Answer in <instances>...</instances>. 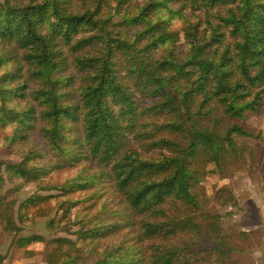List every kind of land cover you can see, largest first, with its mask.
<instances>
[{
    "label": "trees",
    "instance_id": "1",
    "mask_svg": "<svg viewBox=\"0 0 264 264\" xmlns=\"http://www.w3.org/2000/svg\"><path fill=\"white\" fill-rule=\"evenodd\" d=\"M263 105L264 0H0V149L19 158L10 188L0 175V264L33 257L44 237L26 230L54 210L68 235L46 264H170L167 201L199 207L208 163L248 167L237 137ZM209 218L217 242L185 264H240Z\"/></svg>",
    "mask_w": 264,
    "mask_h": 264
},
{
    "label": "rangeland",
    "instance_id": "2",
    "mask_svg": "<svg viewBox=\"0 0 264 264\" xmlns=\"http://www.w3.org/2000/svg\"><path fill=\"white\" fill-rule=\"evenodd\" d=\"M177 34L182 35L181 32H177ZM63 52L68 57L71 55L67 46H63ZM69 67L71 68L70 65ZM106 94L108 99H111L110 94L108 92ZM242 124L251 135L238 136L237 144L242 148L243 154L251 157L247 164L248 167H236L234 163L236 160H230L232 161L231 170L219 174L216 168L209 166L208 163L205 188L200 194L199 202H202L199 203V207L173 198L167 201L170 209L165 210L157 240L168 245L169 248L165 252L166 257L175 254L170 264H185L182 258V251L185 248L194 245L195 248L204 249L212 247L217 242L216 232L210 225L213 221L209 218L210 216H220L218 219L219 233L224 234L227 230L235 239L233 242L235 247L245 248L244 251H248L247 248L252 247V250L248 251L249 256L248 252H245L247 255L236 254L240 264H244L243 262L248 260H256L257 264H264V105L257 115ZM128 136L131 137L132 142V134L129 133ZM0 161H2L0 175L6 181L3 185L5 188H10L12 182L7 177L6 163H16L19 158L7 153L5 148H1ZM14 177L15 180L18 179V176ZM34 191V184L23 185L18 193V199L22 200ZM226 191L228 192L226 193ZM229 192L236 199L235 205L225 204L224 199L229 197ZM61 214V210H54L47 218L38 220L33 228L26 230L29 234L34 233L44 237V241L30 246L31 250L35 252L33 257H24V250L13 251L1 264H46V254L50 250L49 240L55 236L68 235L65 232L51 231L46 226L50 219H55L56 216V218H60ZM2 226L0 221V255H4L10 240L2 232ZM224 227L225 229L222 230ZM173 247L179 251L172 253ZM253 256L255 258H252ZM229 260L234 261L235 259L229 257ZM223 263L230 264L228 260L214 261L210 264ZM186 264H204V262H188Z\"/></svg>",
    "mask_w": 264,
    "mask_h": 264
},
{
    "label": "crops",
    "instance_id": "3",
    "mask_svg": "<svg viewBox=\"0 0 264 264\" xmlns=\"http://www.w3.org/2000/svg\"><path fill=\"white\" fill-rule=\"evenodd\" d=\"M243 249H245V248H243ZM243 249H241V252H239V253H237V255L239 254V255H241V254H243V255H245L246 253L245 252H250V250H252V247H249V248H247L248 249V251H244ZM249 252H248V256H249ZM237 255H236V260H238V258H237ZM247 255V254H246ZM247 256V257H248ZM252 258H255V256H253ZM239 261V260H238ZM241 262V261H240ZM244 264H257L256 263V260H254V261H245V262H243Z\"/></svg>",
    "mask_w": 264,
    "mask_h": 264
}]
</instances>
